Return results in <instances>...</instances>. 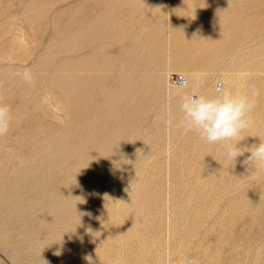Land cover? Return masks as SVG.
<instances>
[{"label":"rangeland","instance_id":"1","mask_svg":"<svg viewBox=\"0 0 264 264\" xmlns=\"http://www.w3.org/2000/svg\"><path fill=\"white\" fill-rule=\"evenodd\" d=\"M218 88L264 140V0H0V264H264V166L166 123Z\"/></svg>","mask_w":264,"mask_h":264},{"label":"clouds","instance_id":"2","mask_svg":"<svg viewBox=\"0 0 264 264\" xmlns=\"http://www.w3.org/2000/svg\"><path fill=\"white\" fill-rule=\"evenodd\" d=\"M21 77L26 82H31V70L25 69ZM256 95L255 91L247 96L220 88L211 96L196 91L186 93L178 103V120L176 117H169L166 123L195 132L208 144L221 145L225 149L226 160L236 163L238 158L245 157L242 163L251 171L264 166V140L251 146L241 144L245 140L243 134L255 127L250 113L255 108ZM12 119L11 109L0 103V136L8 133Z\"/></svg>","mask_w":264,"mask_h":264},{"label":"built area","instance_id":"3","mask_svg":"<svg viewBox=\"0 0 264 264\" xmlns=\"http://www.w3.org/2000/svg\"><path fill=\"white\" fill-rule=\"evenodd\" d=\"M176 81L182 83V81H179L178 79Z\"/></svg>","mask_w":264,"mask_h":264}]
</instances>
